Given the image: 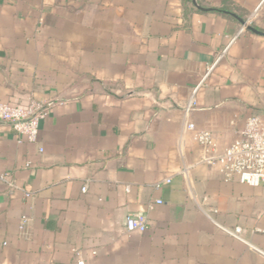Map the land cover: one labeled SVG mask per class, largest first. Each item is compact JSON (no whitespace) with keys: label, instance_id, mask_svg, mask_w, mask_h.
<instances>
[{"label":"crops","instance_id":"0c3cea01","mask_svg":"<svg viewBox=\"0 0 264 264\" xmlns=\"http://www.w3.org/2000/svg\"><path fill=\"white\" fill-rule=\"evenodd\" d=\"M239 19L264 0H0V102L50 103L35 142L0 121V264H264V187L187 127L222 149L264 115Z\"/></svg>","mask_w":264,"mask_h":264},{"label":"built area","instance_id":"2783aa9c","mask_svg":"<svg viewBox=\"0 0 264 264\" xmlns=\"http://www.w3.org/2000/svg\"><path fill=\"white\" fill-rule=\"evenodd\" d=\"M49 108L50 103L36 99H30L25 105L0 102V121L8 123L18 137L35 142L39 123L47 116ZM187 127L194 132L201 147V161L218 165L226 181L236 178L240 183L264 187V115L248 116L237 136L222 149L210 131L197 129L193 123H188ZM157 203L161 201L157 200ZM124 227L127 232L145 230L140 217L126 216ZM234 233L238 234L239 229L236 228ZM77 264H84L83 260L78 259Z\"/></svg>","mask_w":264,"mask_h":264},{"label":"water","instance_id":"95a60500","mask_svg":"<svg viewBox=\"0 0 264 264\" xmlns=\"http://www.w3.org/2000/svg\"><path fill=\"white\" fill-rule=\"evenodd\" d=\"M240 21H241V23H242V25H243L244 28L249 29L251 31H254L256 33H260L257 30H255L251 25H249L248 23H246L245 21H243V20H240ZM260 34H263L264 35V33H260Z\"/></svg>","mask_w":264,"mask_h":264}]
</instances>
